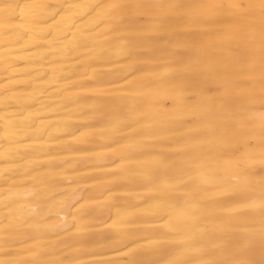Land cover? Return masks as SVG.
Wrapping results in <instances>:
<instances>
[{"label": "bare ground", "instance_id": "6f19581e", "mask_svg": "<svg viewBox=\"0 0 264 264\" xmlns=\"http://www.w3.org/2000/svg\"><path fill=\"white\" fill-rule=\"evenodd\" d=\"M262 124L264 0H0V264H264Z\"/></svg>", "mask_w": 264, "mask_h": 264}, {"label": "rangeland", "instance_id": "374dc122", "mask_svg": "<svg viewBox=\"0 0 264 264\" xmlns=\"http://www.w3.org/2000/svg\"><path fill=\"white\" fill-rule=\"evenodd\" d=\"M258 129H259V131L262 134H264V124H262ZM248 140H250V141H248L250 145H252V143L253 144H256V143L258 144L259 143V142H256L253 138H249ZM260 147H261V149H259L260 150L259 153L255 154L256 157L257 156H261L262 157L264 155V142H263V144Z\"/></svg>", "mask_w": 264, "mask_h": 264}]
</instances>
